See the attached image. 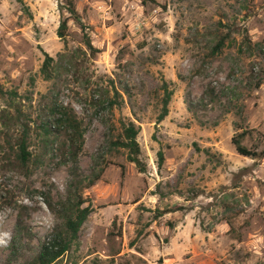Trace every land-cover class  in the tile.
Returning a JSON list of instances; mask_svg holds the SVG:
<instances>
[{
    "label": "rangeland",
    "instance_id": "1",
    "mask_svg": "<svg viewBox=\"0 0 264 264\" xmlns=\"http://www.w3.org/2000/svg\"><path fill=\"white\" fill-rule=\"evenodd\" d=\"M71 2L85 29L67 19L61 41L66 0H0V85L13 94L0 97V264H28L76 196L91 211L54 264H264V153L241 156L230 142L245 130L241 144L264 151V0ZM163 82L171 95L155 124ZM57 105L83 128L74 176L64 136L48 145L38 129ZM127 122L142 172L110 143ZM97 166L100 179L80 188Z\"/></svg>",
    "mask_w": 264,
    "mask_h": 264
},
{
    "label": "trees",
    "instance_id": "2",
    "mask_svg": "<svg viewBox=\"0 0 264 264\" xmlns=\"http://www.w3.org/2000/svg\"><path fill=\"white\" fill-rule=\"evenodd\" d=\"M20 1V0H18ZM142 3L152 0H141ZM67 6L65 10L67 12L66 17H61L59 19L58 25L55 29V34L59 40L63 41L66 36L67 31V19H72L79 27L81 31L85 29L84 24L81 21L80 16L77 14L74 9L71 0H66ZM23 11H27V15H30L26 8H23ZM224 36L218 38V40L210 47L209 54L214 55L221 49L223 45ZM84 44L89 50L90 54L97 52L89 44V40L85 39ZM51 62L52 57L49 56L46 52H43V59L41 65L39 66V74L43 80H50L52 78L51 73ZM260 80H257L254 83V87H258ZM162 94L160 97V108L158 113L155 116V124H158L167 114V104L170 99L171 90H168L165 86V83H161ZM11 93V94H10ZM204 95L208 97L210 101L214 100L217 96L213 93L212 88L206 87L203 91ZM4 95H13L12 92L4 90L0 85V97ZM112 102L108 101L106 104L109 106ZM38 129L40 130L42 136L49 139V144L52 145L56 142L57 137L62 134L64 136V141L62 146L65 152V159L62 163H70V173L75 175L76 164H77V155L82 146V136L83 128L81 127V122L75 116V114L66 106L57 105L51 106L47 110V114L43 120L38 124ZM138 129L134 126L132 122H127V124H120L119 137L112 142H110L115 147H120L125 149L126 155L125 158L128 162L133 163L134 167L138 172H142L143 168L138 159L139 148L136 142V135ZM245 130L240 131L235 136L230 138V142L234 148V151L241 156L249 158H259L263 155L264 151H256L255 149L246 148L241 144V138L245 134ZM193 145H195L193 143ZM195 150H198L195 146ZM30 152L27 150L26 144V132L22 131L20 137L18 138L15 151L14 159L20 165H24L29 161ZM163 161V154L160 149L156 151V167L159 168ZM120 171L122 172V166H119ZM103 171V166H97V168L92 169L89 174L86 176L85 182L80 188H88L95 184L97 180L100 179L101 173ZM74 204L68 208V210L63 214V231L52 230L40 241L36 254L32 257L28 264H54V262L61 257L69 248L72 242L77 238V233L81 224L86 219L87 215L90 213V206H81L82 200L80 196H76ZM167 210H155L154 217L161 216ZM20 226V220H16L15 229L12 233V236L9 240L8 248L15 251L16 247V233Z\"/></svg>",
    "mask_w": 264,
    "mask_h": 264
}]
</instances>
